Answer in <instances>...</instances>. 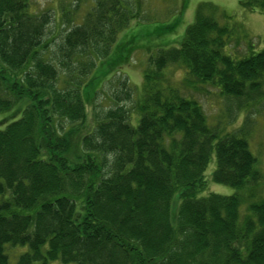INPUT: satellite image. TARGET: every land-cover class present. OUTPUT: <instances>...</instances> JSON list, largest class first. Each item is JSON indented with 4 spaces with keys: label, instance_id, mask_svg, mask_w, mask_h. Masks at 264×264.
Here are the masks:
<instances>
[{
    "label": "trees",
    "instance_id": "1",
    "mask_svg": "<svg viewBox=\"0 0 264 264\" xmlns=\"http://www.w3.org/2000/svg\"><path fill=\"white\" fill-rule=\"evenodd\" d=\"M237 4L264 15V0ZM139 9L137 1L93 0L52 42L47 13L32 14L28 0H0V264H11L14 249L25 251L13 264H264V200L246 201L242 216L246 198L237 193L260 181L247 127L264 108V49L229 52L231 17L221 22L209 4L179 40L136 44L160 37L158 25L120 41L141 22ZM142 46L135 117L122 105L134 90L118 82L114 107L78 135L99 66L116 70ZM171 65L184 75L174 86L164 77ZM203 86L232 104L213 125L186 93ZM242 112L240 127L227 130ZM212 160V183L233 194L202 195Z\"/></svg>",
    "mask_w": 264,
    "mask_h": 264
},
{
    "label": "rangeland",
    "instance_id": "2",
    "mask_svg": "<svg viewBox=\"0 0 264 264\" xmlns=\"http://www.w3.org/2000/svg\"><path fill=\"white\" fill-rule=\"evenodd\" d=\"M93 0H28L29 11L32 14L39 15L47 13L49 15L50 24L46 32V39L52 42H58L63 36L65 29L71 25L80 22L85 13L88 11ZM137 1L140 7L139 12L141 22L136 24L135 21L130 22V26L118 33L117 39H122L131 31L140 32L147 30L152 32L160 25L163 28L162 35L158 38L142 37L137 40L136 44H162L167 41L179 40L187 26L194 22L197 8L203 4H209L216 8L218 15L216 19L221 22L224 18L221 15L231 17L230 24L234 29L229 47V52L238 56L244 53L247 46L252 45L254 51L264 49V15L258 13H249L242 11L237 0H127L131 7ZM209 13V12H206ZM140 24V25H139ZM244 37V38H243ZM235 41L239 44L235 46ZM177 47V43L167 45V47ZM51 47V45H50ZM153 54L155 48L150 47ZM52 47L50 48V50ZM148 51L142 46L137 49L128 59V61L118 67L116 70L106 69L99 66L97 70L98 77L94 80L92 86H89L84 92L85 97V122L81 127L78 135H84L91 132L96 122L102 117L108 109L113 108L114 104L111 94L119 90L118 82H125L126 86L134 90L132 101L122 103L128 107L129 112L135 117L136 112L132 109L135 100L140 96V87L142 84L143 71L146 67ZM172 66V65H171ZM169 66L164 71L166 82L170 86L178 85L184 76L179 66ZM95 73V72H94ZM92 74L91 79L94 75ZM93 80V79H92ZM99 87L94 99H90L93 87ZM95 87V88H96ZM204 87V86H203ZM198 87L195 89H186L187 95L193 97L202 107L204 114L211 125L224 117V111L232 107L228 106L227 100L219 94V92L210 86ZM94 88V89H95ZM93 89V90H94ZM124 91L123 87L120 89ZM264 109V108H263ZM259 111L256 115L250 117L249 126L247 127V143L252 156L256 161V169L259 171V182L255 186L246 187L237 191L244 198L241 203L240 214L245 215L247 202H256L264 200V110ZM254 115V116H253ZM5 119L2 118L0 120ZM235 123L226 127L228 130H234L240 127L243 120V112L235 118ZM76 142V139L72 140ZM214 160L208 165L205 171L206 187L202 195L215 193L222 196H229L235 190L212 183L211 173L214 170ZM254 194V195H253ZM253 197V198H251ZM25 249H14L9 252L10 263L13 264L15 257Z\"/></svg>",
    "mask_w": 264,
    "mask_h": 264
}]
</instances>
